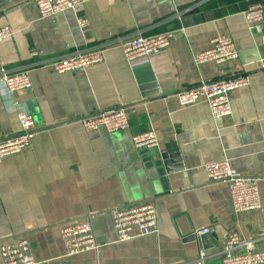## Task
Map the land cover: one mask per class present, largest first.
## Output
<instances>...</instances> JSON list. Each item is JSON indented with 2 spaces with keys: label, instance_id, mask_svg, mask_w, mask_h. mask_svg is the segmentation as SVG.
Segmentation results:
<instances>
[{
  "label": "crops",
  "instance_id": "crops-1",
  "mask_svg": "<svg viewBox=\"0 0 264 264\" xmlns=\"http://www.w3.org/2000/svg\"><path fill=\"white\" fill-rule=\"evenodd\" d=\"M264 0H89L41 17L35 0H0V63L26 70L31 87L9 94L0 85V139L20 132L17 107L34 117L28 147L0 161V247L27 238L35 264H222L236 232L264 249V21L250 30L244 11ZM171 31L169 46L135 67L119 41L138 32ZM230 35L239 58L196 63L194 54ZM105 47L103 61L82 71L48 65ZM245 74L232 113L214 117L205 101L182 105L177 93L201 81ZM129 109L125 131L86 130L82 117ZM153 130L155 147L133 135ZM226 160L259 177L261 209L237 213L230 187L204 166ZM153 202L157 231L117 242L111 209ZM92 217L98 248L68 256L63 224ZM210 228L205 246L198 230ZM244 243L236 250H245ZM0 264H3L0 253Z\"/></svg>",
  "mask_w": 264,
  "mask_h": 264
},
{
  "label": "built area",
  "instance_id": "built-area-1",
  "mask_svg": "<svg viewBox=\"0 0 264 264\" xmlns=\"http://www.w3.org/2000/svg\"><path fill=\"white\" fill-rule=\"evenodd\" d=\"M89 0H35L39 15L47 17L68 9L82 7ZM115 1V0H108ZM250 30L264 21V3L250 6L244 11ZM13 35L8 26L0 28V41ZM174 33L171 31L157 34L138 32L119 41V47L126 61L133 67L145 63L149 56L161 51L171 44ZM105 47L90 52L78 53L48 65L57 72L82 71L92 64L103 61ZM239 58V48L235 40L227 34L212 39V45L194 54L196 63L213 61L224 64ZM249 76L239 74L217 81H201L197 85L177 93L182 105H191L205 101L216 118L232 113L231 95L236 89L246 86ZM0 85L9 93H15L31 87V80L26 70L8 71L0 63ZM17 113L21 130L13 136L0 139V161L11 154L18 153L28 147L36 133L34 117L30 112L12 105ZM131 113L126 107H116L99 113L82 117L79 121L86 130L100 126L109 131H125L130 124ZM137 147H155L158 145L157 135L147 130L133 135ZM211 181H222L229 185L232 195V206L235 212L242 213L261 209L259 177L240 173L226 160L210 162L204 166ZM116 241L122 242L137 236H144L157 231V210L153 202L145 200L135 204L117 206L110 210ZM92 217L65 223L60 228V235L68 256L98 248L93 229ZM210 228L198 230V233H209ZM244 243L236 232L227 235L222 251V264H264V249H255L252 243H244L245 250H236L237 245ZM0 253L3 264H35L27 238L7 242L1 245ZM205 253L200 251L196 264H202Z\"/></svg>",
  "mask_w": 264,
  "mask_h": 264
},
{
  "label": "water",
  "instance_id": "water-1",
  "mask_svg": "<svg viewBox=\"0 0 264 264\" xmlns=\"http://www.w3.org/2000/svg\"><path fill=\"white\" fill-rule=\"evenodd\" d=\"M207 237H208V234L201 235V237H200L201 238L200 240H202L204 246H205L206 242H208Z\"/></svg>",
  "mask_w": 264,
  "mask_h": 264
}]
</instances>
